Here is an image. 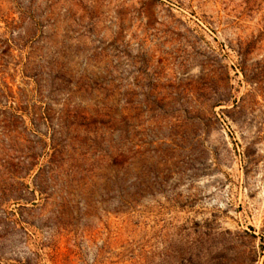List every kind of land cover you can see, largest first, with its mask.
I'll use <instances>...</instances> for the list:
<instances>
[{"label": "rangeland", "instance_id": "obj_1", "mask_svg": "<svg viewBox=\"0 0 264 264\" xmlns=\"http://www.w3.org/2000/svg\"><path fill=\"white\" fill-rule=\"evenodd\" d=\"M0 264H264V0H0Z\"/></svg>", "mask_w": 264, "mask_h": 264}]
</instances>
